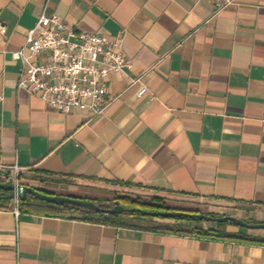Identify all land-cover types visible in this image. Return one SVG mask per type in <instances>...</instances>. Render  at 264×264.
Segmentation results:
<instances>
[{"label":"crops","instance_id":"0c3cea01","mask_svg":"<svg viewBox=\"0 0 264 264\" xmlns=\"http://www.w3.org/2000/svg\"><path fill=\"white\" fill-rule=\"evenodd\" d=\"M46 3L78 31L121 39L132 61L109 76L96 118L17 87L11 54ZM0 95V181L18 165L23 184L52 193L140 184L231 200L264 223V0L218 13L210 0H0ZM19 200L0 208V264H264V243L30 213Z\"/></svg>","mask_w":264,"mask_h":264},{"label":"built area","instance_id":"2783aa9c","mask_svg":"<svg viewBox=\"0 0 264 264\" xmlns=\"http://www.w3.org/2000/svg\"><path fill=\"white\" fill-rule=\"evenodd\" d=\"M233 1L210 0L217 13ZM11 56L20 66L18 89L37 95L61 114L87 110L92 118L102 115L110 104L109 76L132 68L121 39L78 31L58 14L48 13V3L27 32L24 44ZM147 92V87L142 86L138 98ZM21 175L22 169L15 165L5 181L21 185ZM17 203L15 199L16 206ZM14 210L19 215L18 208Z\"/></svg>","mask_w":264,"mask_h":264},{"label":"trees","instance_id":"16d2710c","mask_svg":"<svg viewBox=\"0 0 264 264\" xmlns=\"http://www.w3.org/2000/svg\"><path fill=\"white\" fill-rule=\"evenodd\" d=\"M2 183H6V181H0ZM102 183L109 184L115 187L116 191H121L124 193H139L150 196V200L142 199L140 197H132L129 195H119L114 196L112 201L110 200H92L87 198H79L82 200L92 201L97 204H107L113 206L116 202H119L125 209L129 211L122 212L120 214H111L105 213L103 211H95L84 209L80 207H76L73 205H55L51 203H47L37 199L36 197L29 195L25 200H19L20 209L25 210L30 213H40V214H49V215H62V216H73L74 214L80 215L84 219H88L94 222H98L101 224L107 225H115V226H129V227H143L147 226L153 229L173 232L177 234H192L204 238H214V239H224L231 241H239V242H248V243H264V239L260 237H254L244 232H230L226 230L229 226H235L238 228H242L234 222H226L225 223H216L213 227H205L204 222L206 220L201 219H193L189 216L182 215L176 218H165L161 216H150L145 215L141 211L147 212H177V213H189V214H201L199 211L191 210V209H178L171 208L167 206L166 202L168 200H186V201H204V202H212L220 205H228L227 203H232L231 200L225 199H202L197 197L196 195H189L184 193H176L171 191H165L161 189H153L149 187H145L142 185H135L130 183H122V182H111V181H103ZM100 184V182L96 181H86L84 179L79 181L80 188H89L96 187L95 185ZM46 194L57 195L52 192H48L42 189H37ZM9 192L0 190V195H7ZM77 198V197H75ZM224 201V202H221ZM11 200H2L0 199V208H7ZM132 209H137L138 211H130ZM211 217H224L220 214L209 213L207 214ZM156 219H160L165 221H173V222H165L158 223L155 221ZM247 223L255 224L259 222H255L252 220H244Z\"/></svg>","mask_w":264,"mask_h":264},{"label":"water","instance_id":"95a60500","mask_svg":"<svg viewBox=\"0 0 264 264\" xmlns=\"http://www.w3.org/2000/svg\"><path fill=\"white\" fill-rule=\"evenodd\" d=\"M0 190L9 192L7 195H0V199L2 200H15V199H22L25 200L29 195H32L36 197L37 199H40L41 201L55 204V205H73L76 207L94 210L95 211H103L105 213H111V214H120L122 212L129 211L128 209H125L119 202H116L113 206L107 205V204H97L92 201L88 200H82L79 198H75L72 196H64V195H52V194H46L44 192H41L40 190H37V188L21 184V185H14L8 183H2L0 182ZM130 211H138L137 209H132ZM145 215L150 216H161L165 218H176L182 215L189 216L193 219H201L206 220L210 222H216V223H225L226 222H234L237 225L243 227V228H249V229H264V223H255L250 224L245 222L243 219H239L232 216H224V217H211L209 215L205 214H189V213H177V212H147V211H141Z\"/></svg>","mask_w":264,"mask_h":264},{"label":"rangeland","instance_id":"374dc122","mask_svg":"<svg viewBox=\"0 0 264 264\" xmlns=\"http://www.w3.org/2000/svg\"><path fill=\"white\" fill-rule=\"evenodd\" d=\"M96 187H89V188H80V190H72V191H63V192H56V194H64L65 196H73L77 198H87L92 200H110L112 201L114 199V196L119 195H129L132 197H140L142 199L150 200V196H147L145 194H139V193H124L115 190L114 186H111L109 184L100 183L95 185ZM79 187V186H78ZM167 206L171 208H178V209H191L199 211L201 214H209V213H215L220 214L223 216H232L239 219H244L243 215L239 214L236 216V212L232 210H228V206L226 205H220L215 204L212 202H204V201H186V200H168L166 202ZM158 223H165L162 220L157 221ZM204 225L207 227H213L216 225V222H210L205 221ZM243 231H264V229H249V228H241ZM258 233V232H257ZM260 233V232H259Z\"/></svg>","mask_w":264,"mask_h":264}]
</instances>
